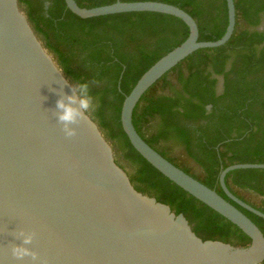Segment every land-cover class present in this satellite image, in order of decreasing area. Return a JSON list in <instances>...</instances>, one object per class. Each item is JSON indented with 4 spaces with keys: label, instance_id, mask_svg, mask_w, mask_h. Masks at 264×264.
Returning a JSON list of instances; mask_svg holds the SVG:
<instances>
[{
    "label": "water",
    "instance_id": "1",
    "mask_svg": "<svg viewBox=\"0 0 264 264\" xmlns=\"http://www.w3.org/2000/svg\"><path fill=\"white\" fill-rule=\"evenodd\" d=\"M227 24L215 40H199L195 19L177 5L134 0L79 6L81 18L131 11L165 13L188 27L186 38L151 64L124 96L120 124L132 147L184 191L236 225L251 242L241 247L201 239L182 213L142 193L116 163L113 149L88 113L69 125L56 119L57 99L72 84L34 31L18 0H0V264H260L264 235L237 206L152 148L132 122L142 94L164 73L199 48L224 44L235 25L233 0H225ZM209 108V106H207ZM264 163H233L218 173L224 194L264 218L235 196L225 176ZM25 235L31 240L25 243ZM14 247L29 254L16 257Z\"/></svg>",
    "mask_w": 264,
    "mask_h": 264
},
{
    "label": "trees",
    "instance_id": "2",
    "mask_svg": "<svg viewBox=\"0 0 264 264\" xmlns=\"http://www.w3.org/2000/svg\"><path fill=\"white\" fill-rule=\"evenodd\" d=\"M18 1L69 81L89 84L95 109L88 114L133 186L182 213L201 239L249 245L250 238L236 225L148 163L120 124L124 96L151 64L186 38V24L152 11L81 18L64 0ZM75 1L92 7L115 0ZM159 1L187 11L197 23L199 40H215L225 30V0ZM233 1L235 25L229 39L196 49L164 73L140 97L132 122L152 148L237 206L264 235V218L230 200L218 183L219 171L230 164L264 163V0ZM225 183L264 213V168L233 169Z\"/></svg>",
    "mask_w": 264,
    "mask_h": 264
},
{
    "label": "clouds",
    "instance_id": "3",
    "mask_svg": "<svg viewBox=\"0 0 264 264\" xmlns=\"http://www.w3.org/2000/svg\"><path fill=\"white\" fill-rule=\"evenodd\" d=\"M72 96L67 97V101L64 99H57L56 108V119L63 125V131L66 136H72L74 130L69 127L70 124L75 122L81 114H86L94 111L95 105L93 98L89 93V84L87 82H79L72 86ZM25 243L31 240L30 235H25ZM12 253L16 257H22L29 254L27 248L14 247Z\"/></svg>",
    "mask_w": 264,
    "mask_h": 264
},
{
    "label": "rangeland",
    "instance_id": "4",
    "mask_svg": "<svg viewBox=\"0 0 264 264\" xmlns=\"http://www.w3.org/2000/svg\"><path fill=\"white\" fill-rule=\"evenodd\" d=\"M52 54V53H51ZM52 56H53V54H52ZM54 57V56H53ZM54 59H55V57H54ZM56 60V59H55ZM57 63V62H56ZM72 84V83H71ZM72 86H73V84H72ZM109 142V141H108ZM110 143V142H109ZM110 145H111V143H110ZM112 147V146H111ZM113 155H114V151H113ZM114 159H115V155H114ZM124 164V163H123ZM125 171H126V169L125 168H123ZM127 172V171H126Z\"/></svg>",
    "mask_w": 264,
    "mask_h": 264
}]
</instances>
